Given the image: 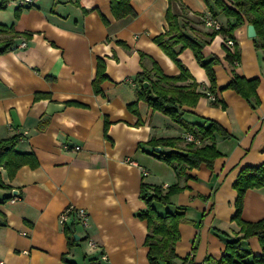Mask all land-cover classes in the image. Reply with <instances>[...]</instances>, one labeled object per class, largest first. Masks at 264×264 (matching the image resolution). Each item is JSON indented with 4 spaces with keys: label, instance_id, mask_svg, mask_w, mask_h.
Segmentation results:
<instances>
[{
    "label": "crops",
    "instance_id": "obj_1",
    "mask_svg": "<svg viewBox=\"0 0 264 264\" xmlns=\"http://www.w3.org/2000/svg\"><path fill=\"white\" fill-rule=\"evenodd\" d=\"M129 4L135 14L124 17H115L110 0H35L32 5L5 3L0 8V24L18 32L11 48L0 54V140L20 133L15 150L31 152L36 160L19 167L11 178L0 166L7 185L0 187L2 264H64L63 258L75 264H150L146 221L137 216L146 207L139 197L142 182L164 189L175 183L183 186L170 204H154L162 213L184 207L188 221L178 225V264L185 256L192 264H203L206 257L218 259L226 241L241 235L232 219L237 196L232 184L242 167L264 162V49L247 36L246 23L234 30L239 49L234 64L224 58L221 34L203 45L206 59H220L213 65V95L224 106L201 95L194 106H186L194 113L186 112L184 118L197 123H202L200 117L212 118L229 136L216 134L220 155L212 168L200 164L178 179L168 164L151 154L149 141L184 137L187 131L138 97L141 89L134 77L145 70L155 79L154 66L166 75L177 74L178 67L154 37L168 30L167 8L186 24L188 35L202 37L212 30L202 20L207 5L205 0ZM217 21L223 24L225 18L218 16ZM177 58L197 83L196 90L207 93L206 73L192 50L184 48ZM98 60L104 65L100 80ZM231 69L258 79L254 107L233 89L219 90L233 77ZM67 206L86 209L85 227L59 222ZM241 217L264 218V186L245 192ZM66 226L74 241H69ZM90 239L94 246L88 244ZM239 244L251 253L247 262L261 253L257 236Z\"/></svg>",
    "mask_w": 264,
    "mask_h": 264
},
{
    "label": "trees",
    "instance_id": "obj_2",
    "mask_svg": "<svg viewBox=\"0 0 264 264\" xmlns=\"http://www.w3.org/2000/svg\"><path fill=\"white\" fill-rule=\"evenodd\" d=\"M130 0H110L111 9L115 17L134 15L135 12L129 4ZM207 11L210 17L217 20L223 16L225 21L217 29L211 28L210 32H204L201 36H190L186 31V24L180 23L177 14L167 8L165 18L168 23V30L154 37L155 42L172 59L179 71L175 75L164 74L158 66H154L155 79L151 78L149 72L141 70L135 74V81L141 91L139 98L145 100L153 109L168 116L173 122L180 125L187 133L192 134L199 143L187 141L184 137H161L151 138L150 144L154 146H169V151L152 150L156 158L168 164L175 172L178 179L186 176V171L200 164L212 168L216 157L220 155L216 147V134L228 137L229 133L216 120L207 117H200L202 123L191 122L184 118V114L194 113L187 107L196 104L201 95L207 96L206 91L196 90L197 83L191 73L177 58L178 53L184 48H190L197 63L204 69L208 80V92L216 94L217 85L213 65L219 63L216 55L206 59L202 53L203 45L209 43L216 35L221 34L224 39L233 40V50L230 51L223 42L225 49L224 58L234 64L238 60L239 49L234 37V30L243 24H252L255 29L253 42L255 47L264 49V0H205ZM5 0L0 1V8ZM206 16V15H204ZM202 16V18L204 17ZM203 20V19H202ZM18 35L12 26L0 24V54L7 52L13 45V39ZM178 46V47H177ZM104 65L98 60L96 79L104 77ZM233 77L219 90L230 88L245 98L251 107L256 103L257 78H246L238 75L231 69ZM95 79V80H96ZM147 81L148 85L143 86ZM214 105L224 103L218 100L216 95L211 100ZM187 106V107H186ZM21 137L20 133L12 134L0 140V166L5 169L8 178L14 176L19 167L24 164L34 165L35 157L31 152H19L15 145ZM237 192L235 199V213L232 219L239 225L241 235L237 238L226 241L225 253L220 258L206 257L203 264H264V218L256 221H247L241 217L243 197L245 192L251 188L264 186V162L258 165H246L242 167L232 184ZM0 187H7L0 175ZM183 186L179 183L167 186L166 189L160 185L142 182L140 184L139 197L144 201L146 207L137 213V216L146 221L147 232L145 244L148 246L147 258L150 264H178L175 259V244L179 238L178 225L186 221L184 207L179 206L173 212H159L154 204L168 205L171 197L179 192ZM188 221V220H187ZM74 223H70V226ZM69 241H74L69 226L65 227ZM227 235L225 232H220ZM250 236H257L261 245V253L252 255L250 262L245 257L251 255L248 250L241 248L239 242ZM69 245L71 243L69 242ZM64 264H75L74 261L63 258ZM179 264H192L190 257L181 258Z\"/></svg>",
    "mask_w": 264,
    "mask_h": 264
},
{
    "label": "built area",
    "instance_id": "obj_3",
    "mask_svg": "<svg viewBox=\"0 0 264 264\" xmlns=\"http://www.w3.org/2000/svg\"><path fill=\"white\" fill-rule=\"evenodd\" d=\"M35 0H5V3H12L16 6H26V5H32ZM204 25L210 28L217 29L219 28L220 24L217 20L213 19L209 15H206L203 17ZM224 45L230 50H233V40L231 38L224 39ZM207 96L211 99H214V95L210 92H207ZM185 140L187 141H194L195 143H199V140L195 139V137L190 134L186 133L184 135ZM66 148V146H63ZM78 148V146H76ZM143 172L146 174V171L143 170ZM59 222L62 224H65L67 222L79 224L81 227H85L87 225V211L83 207H76V206H67L64 208L60 214H59ZM88 244L90 246H94L93 240H88ZM2 264V262H0Z\"/></svg>",
    "mask_w": 264,
    "mask_h": 264
},
{
    "label": "water",
    "instance_id": "obj_4",
    "mask_svg": "<svg viewBox=\"0 0 264 264\" xmlns=\"http://www.w3.org/2000/svg\"><path fill=\"white\" fill-rule=\"evenodd\" d=\"M246 31H247V36H249V37L255 36V29H254V26L252 24H247ZM147 85H148V82L144 81L143 86L145 87ZM153 150L156 152L160 151V146H154ZM12 193L13 194L16 193V190H12ZM75 238H77V236H75Z\"/></svg>",
    "mask_w": 264,
    "mask_h": 264
},
{
    "label": "rangeland",
    "instance_id": "obj_5",
    "mask_svg": "<svg viewBox=\"0 0 264 264\" xmlns=\"http://www.w3.org/2000/svg\"><path fill=\"white\" fill-rule=\"evenodd\" d=\"M86 246V241L84 242V241H82L81 242V247H85Z\"/></svg>",
    "mask_w": 264,
    "mask_h": 264
}]
</instances>
